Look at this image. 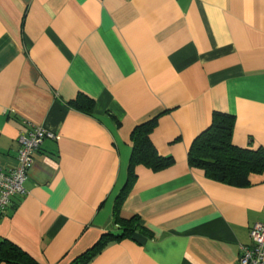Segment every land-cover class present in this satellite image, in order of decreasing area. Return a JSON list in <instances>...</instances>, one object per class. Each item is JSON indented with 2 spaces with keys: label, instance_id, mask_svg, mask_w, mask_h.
I'll list each match as a JSON object with an SVG mask.
<instances>
[{
  "label": "crops",
  "instance_id": "obj_1",
  "mask_svg": "<svg viewBox=\"0 0 264 264\" xmlns=\"http://www.w3.org/2000/svg\"><path fill=\"white\" fill-rule=\"evenodd\" d=\"M80 95L91 112L72 105ZM214 111L233 116V144L264 148V0H0V166L32 128L56 136L0 216V246L70 264L109 234L85 264H238L264 221V174L233 186L190 166ZM155 117L172 163L135 167L120 216L148 233L117 239L130 134Z\"/></svg>",
  "mask_w": 264,
  "mask_h": 264
},
{
  "label": "trees",
  "instance_id": "obj_2",
  "mask_svg": "<svg viewBox=\"0 0 264 264\" xmlns=\"http://www.w3.org/2000/svg\"><path fill=\"white\" fill-rule=\"evenodd\" d=\"M72 105L91 112L93 100L86 95H80ZM155 126L156 117L135 126L130 134L132 152L127 178L113 205L114 223L120 229V233L115 236L117 239L129 238L136 230L148 233L140 225L137 215L129 218L120 216L122 202L136 179L135 167L142 164L156 171L172 163L171 157H163L157 153L151 141L150 134ZM233 128L232 115L214 111L210 125L193 139L188 151V162L190 166L202 169L209 179L233 186H247L250 184V174H264V148L250 149L233 144ZM107 235L109 234H103L92 248L77 256L70 264H85L107 242ZM2 261L35 264L30 256L8 242H3L0 246V262Z\"/></svg>",
  "mask_w": 264,
  "mask_h": 264
},
{
  "label": "built area",
  "instance_id": "obj_3",
  "mask_svg": "<svg viewBox=\"0 0 264 264\" xmlns=\"http://www.w3.org/2000/svg\"><path fill=\"white\" fill-rule=\"evenodd\" d=\"M53 132L34 127L18 137L19 148L15 165L6 170L0 166V216L10 205V198L25 193L23 183L33 164V152L44 139H54ZM252 245L240 246L238 264H264V221L254 223L249 230Z\"/></svg>",
  "mask_w": 264,
  "mask_h": 264
}]
</instances>
